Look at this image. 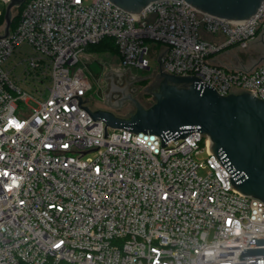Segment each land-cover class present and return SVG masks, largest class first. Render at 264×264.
Wrapping results in <instances>:
<instances>
[{"label":"built area","instance_id":"obj_1","mask_svg":"<svg viewBox=\"0 0 264 264\" xmlns=\"http://www.w3.org/2000/svg\"><path fill=\"white\" fill-rule=\"evenodd\" d=\"M1 1L0 16L9 0ZM21 6L0 37V264H264L240 259L244 248L264 247L248 245L264 236V201L231 188L208 135L161 146L158 134L108 126L104 137L105 121L74 96L92 88L86 47L111 37L124 68L151 70L154 60L157 74L160 59L162 71L199 76L223 95L264 99V61H212L264 30V4L246 22L186 0H155L140 14L110 0ZM19 65L24 76L14 79Z\"/></svg>","mask_w":264,"mask_h":264},{"label":"water","instance_id":"obj_2","mask_svg":"<svg viewBox=\"0 0 264 264\" xmlns=\"http://www.w3.org/2000/svg\"><path fill=\"white\" fill-rule=\"evenodd\" d=\"M131 13L140 11L155 0H110ZM199 10L229 20L246 22L262 8L264 0H186ZM25 0H9L5 7V28L0 37L9 35L13 8ZM262 33V40L264 41ZM165 53V52H164ZM163 53V54H164ZM161 56H159L160 58ZM264 61V57L262 58ZM156 75L157 88H150L154 102L146 106L130 91L120 90L121 96L112 101L111 94L104 101L109 108H92L89 96L79 98L94 120L106 127L125 129L133 133H155L161 136V146L172 138L187 137L194 131L208 135L211 151L221 165L231 173V188L244 195L264 201V99L249 90L221 94L199 76L175 75L161 70ZM115 90V89H114ZM71 98V97H70ZM130 101L134 106L126 116H118L111 109L121 108ZM264 245V236L253 237L248 245ZM264 247L244 248L240 259L263 258Z\"/></svg>","mask_w":264,"mask_h":264},{"label":"rangeland","instance_id":"obj_3","mask_svg":"<svg viewBox=\"0 0 264 264\" xmlns=\"http://www.w3.org/2000/svg\"><path fill=\"white\" fill-rule=\"evenodd\" d=\"M3 8L4 5L0 0V10ZM12 12L14 16L17 13V8H13ZM262 33H264V30L260 29L256 38L254 39V42L252 41L246 48H241L237 45L230 48V55L233 58H235L234 56L237 55L239 59H241L239 63L241 67H247L253 62V59L257 62L259 57H264V41L262 40ZM150 46L152 47V44H150ZM222 55L223 53L219 54V56ZM18 60L19 59L12 58L7 63L6 67L10 69ZM81 65L88 73L92 84L91 91L88 95L90 107L109 109L104 103L107 95L110 93L111 99L114 101L121 96L120 90L123 89H126L128 92L130 91L133 97L138 99L146 106H149L154 102L153 96L149 94L150 89H147V85L152 88L153 80H156L157 74L154 73L156 69V63L154 60L151 61V70H129L122 66L120 56L115 50H98L91 48L83 53L81 57ZM22 75L23 65H19L16 68L15 73L11 74L14 79ZM129 76H132L136 79L133 80L132 84H130V87L128 88V85H126V80L129 79ZM30 104L35 107L34 101H31ZM133 109L134 106L130 101H127L121 108H113L111 110L118 116H126Z\"/></svg>","mask_w":264,"mask_h":264},{"label":"trees","instance_id":"obj_4","mask_svg":"<svg viewBox=\"0 0 264 264\" xmlns=\"http://www.w3.org/2000/svg\"><path fill=\"white\" fill-rule=\"evenodd\" d=\"M21 9H22V6L18 7L17 8V13L12 18V23H11L12 29H14L16 27V25L18 24V22H19ZM4 14H5V10L3 11L2 15L0 16V26L5 21L4 20ZM260 29H261V27L258 29V32L260 31ZM91 48L92 49H98V50H106V49L115 50L116 53H118V49H117V46L115 44V41L111 37H106V38L102 39L98 43L88 45L86 47V50H89ZM60 264H69V263H67V262H61Z\"/></svg>","mask_w":264,"mask_h":264},{"label":"crops","instance_id":"obj_5","mask_svg":"<svg viewBox=\"0 0 264 264\" xmlns=\"http://www.w3.org/2000/svg\"><path fill=\"white\" fill-rule=\"evenodd\" d=\"M208 38L209 39H212V40H215L216 39V37L215 36H211V35H208ZM253 42H254V40H253ZM251 43V42H250ZM232 46H230V47H228L227 49H225V50H223L222 52H220V53H218V54H216V55H214L213 57H212V61L213 62H215V63H217V64H220V65H224V66H227V67H236V66H240L239 65V63H240V60L241 59H239V57L237 56V55H235L234 57L235 58H233L231 55H230V53H231V48ZM230 51V52H229ZM223 53V55L222 56H219V54H222ZM261 61H263L262 60V58H260L259 57V59H257V62L256 61H254V59H253V62L252 63H250V65H248L247 67H244V68H249V67H251L252 65H254V64H256V63H259V62H261ZM241 67V66H240Z\"/></svg>","mask_w":264,"mask_h":264},{"label":"flooded vegetation","instance_id":"obj_6","mask_svg":"<svg viewBox=\"0 0 264 264\" xmlns=\"http://www.w3.org/2000/svg\"><path fill=\"white\" fill-rule=\"evenodd\" d=\"M128 78L129 79L126 80V85H128V88H129L130 87V84H132L133 80L136 79V78H133L132 76H129ZM157 86H158V81L157 80H153L152 89L157 88Z\"/></svg>","mask_w":264,"mask_h":264}]
</instances>
